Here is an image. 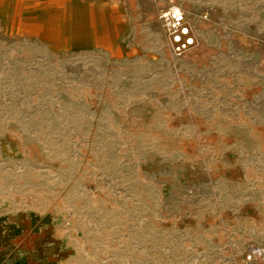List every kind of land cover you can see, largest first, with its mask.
Listing matches in <instances>:
<instances>
[{
	"label": "rangeland",
	"instance_id": "1",
	"mask_svg": "<svg viewBox=\"0 0 264 264\" xmlns=\"http://www.w3.org/2000/svg\"><path fill=\"white\" fill-rule=\"evenodd\" d=\"M93 1L0 0V264H264V0Z\"/></svg>",
	"mask_w": 264,
	"mask_h": 264
},
{
	"label": "crops",
	"instance_id": "2",
	"mask_svg": "<svg viewBox=\"0 0 264 264\" xmlns=\"http://www.w3.org/2000/svg\"><path fill=\"white\" fill-rule=\"evenodd\" d=\"M24 2L23 9L25 14H31L36 21L45 23H72V19L77 14L75 21L81 20L82 23H90V8L93 0H13ZM94 2V1H93ZM50 21V22H48Z\"/></svg>",
	"mask_w": 264,
	"mask_h": 264
},
{
	"label": "built area",
	"instance_id": "3",
	"mask_svg": "<svg viewBox=\"0 0 264 264\" xmlns=\"http://www.w3.org/2000/svg\"><path fill=\"white\" fill-rule=\"evenodd\" d=\"M164 31L168 37L171 51L179 56L194 43L195 37L186 13L176 5H170L158 12Z\"/></svg>",
	"mask_w": 264,
	"mask_h": 264
},
{
	"label": "bare ground",
	"instance_id": "4",
	"mask_svg": "<svg viewBox=\"0 0 264 264\" xmlns=\"http://www.w3.org/2000/svg\"><path fill=\"white\" fill-rule=\"evenodd\" d=\"M76 18H78L77 14H75V17H74L73 23H82L81 20H79V21H75Z\"/></svg>",
	"mask_w": 264,
	"mask_h": 264
}]
</instances>
